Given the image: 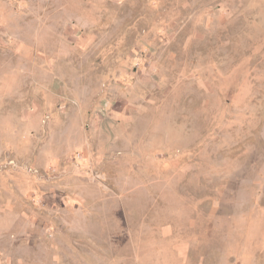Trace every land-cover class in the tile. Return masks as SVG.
Returning a JSON list of instances; mask_svg holds the SVG:
<instances>
[{
    "label": "rangeland",
    "instance_id": "obj_1",
    "mask_svg": "<svg viewBox=\"0 0 264 264\" xmlns=\"http://www.w3.org/2000/svg\"><path fill=\"white\" fill-rule=\"evenodd\" d=\"M0 264H264V0H0Z\"/></svg>",
    "mask_w": 264,
    "mask_h": 264
}]
</instances>
